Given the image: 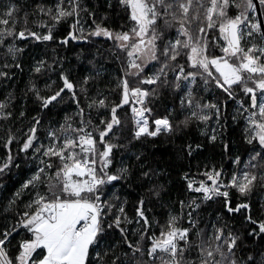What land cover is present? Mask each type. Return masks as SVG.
I'll return each mask as SVG.
<instances>
[{"label": "snow or ice", "instance_id": "6c2138e0", "mask_svg": "<svg viewBox=\"0 0 264 264\" xmlns=\"http://www.w3.org/2000/svg\"><path fill=\"white\" fill-rule=\"evenodd\" d=\"M124 13L118 28L97 23L95 12L83 0H56L50 6L37 5L38 14L54 23L74 18L58 43L91 41L104 37L111 41L103 58L119 63L116 84L109 99L102 91L89 95V81L104 71L96 56L90 75L79 82L69 74H58L62 87L51 95H41L31 84L41 109H49L64 100V93L75 103L76 112L66 116L58 127L45 129L42 142L38 126L42 116L33 117L27 134L17 141V157L11 146L17 138L9 132L3 147L5 162L0 176L23 153V163L35 164L30 178L23 181L4 211L12 206L23 190L31 193L19 213L20 219L0 231V264H264V204L253 215L251 197L264 191V20L254 15V0H116ZM264 6V0H259ZM108 7L112 8L111 0ZM235 8V14H230ZM15 0H0V48L13 63L4 68H22L19 62L24 48L8 38L37 42L56 40L53 25L33 21L47 29L28 27V13L20 16ZM93 17L94 27L85 29L81 13ZM106 18V17H104ZM103 19V18H102ZM23 27L17 31V25ZM87 33V34H85ZM97 56H101L97 50ZM62 60V58H59ZM58 59H53L55 64ZM62 67V63H61ZM51 68L45 59L36 61L35 73ZM0 77L10 79L8 71ZM48 87V85H46ZM83 96L77 95L76 89ZM216 90L219 95L205 101L202 92ZM165 94L179 100L182 119L173 123L168 114L159 115L156 101ZM232 102L235 111L228 113ZM130 106V114L124 106ZM0 101V118L12 115ZM176 108L165 109L171 113ZM95 112V115H93ZM21 116L25 113L21 112ZM243 121V140L251 146L247 160L236 155V167L226 172L223 166L205 165L202 173L182 174L186 199H178V208L170 210L161 224L149 219L147 205L159 202L167 189L160 177L163 171L148 159V153L135 149V142L164 133L179 135L193 123L216 127L207 135L212 147L230 145L224 141L222 120ZM202 134H206L202 130ZM203 145L191 143L182 149L191 157ZM125 152L116 161L115 151ZM31 152V156L28 153ZM243 165V167H241ZM197 175L202 178L197 179ZM117 186L135 197L134 216L126 211L127 199H121ZM229 189L238 193L236 202ZM222 198V199H221ZM216 200L214 219L204 220L202 205ZM137 225L130 228L129 225ZM187 226H184V225ZM158 225L159 231L153 226ZM17 229L26 235L18 241L15 255L8 247ZM130 236L135 239H130ZM118 237V238H117Z\"/></svg>", "mask_w": 264, "mask_h": 264}, {"label": "trees", "instance_id": "16d2710c", "mask_svg": "<svg viewBox=\"0 0 264 264\" xmlns=\"http://www.w3.org/2000/svg\"><path fill=\"white\" fill-rule=\"evenodd\" d=\"M15 2L21 8V18L25 12L28 13V27L31 30L38 32L47 31L46 28L40 26L38 23H33V21L44 20L46 23L53 25V35L56 37V40L37 42L31 37L25 40L16 39L15 41L8 38V42L15 43L17 46L24 48V53L19 58V62L22 65L20 69L15 67L4 68L5 63L11 65L13 61L10 57L5 58V49L0 48V71H8L10 74V79L0 77V101H4L8 105L5 111L12 113L7 119L0 118V164L5 162L7 150L3 147V144L9 132L17 138L11 146L12 155L15 158L18 153L17 141L27 134L28 128L32 126L33 117H37L38 115L43 117L41 125L38 126V135L44 143L47 142L44 140L45 129L49 126L58 127L59 123L64 122L66 116H72L73 119H76L74 116L77 110L76 105L69 99L70 94L67 91L63 94V102L50 106L49 109H41L33 92L29 90L32 83L36 84L41 95H51L52 92L62 87V81L57 73L64 71L69 74L70 79L74 82H79L85 75L92 74V64L89 61L96 56V62H98V65L102 64L105 71L102 72L100 77L89 81V95L95 96L97 91H102L105 95L109 96V99H116V95L110 93V89L116 84V77L119 74V63L103 58L108 55L107 49L111 44V41H106V38L93 37L88 42L70 41L65 46L58 43L62 36L67 35V31L70 30L74 18L54 23L47 16L39 15L36 7L37 5L50 6L56 0H15ZM111 2L113 7L109 8L108 0H83V3L95 12L97 23L118 28L124 22V13L117 6L116 0H111ZM261 8L264 18V6H261ZM236 11L233 7L230 14H235ZM80 19L85 29L94 27L92 24L93 17L82 12ZM21 27H23V24H18L17 31ZM97 50H100L102 53L101 56L96 55ZM59 58H62V60H59ZM40 59H45L51 65V68L43 69L42 73H35L33 68L36 61ZM53 59H58V62L53 64ZM76 91L83 103V96L79 92V88ZM199 95H202L205 101H211L219 93L214 89H210L208 92H202ZM174 103L176 108L171 113L166 112L165 109L171 108ZM156 104L158 105V114H168L173 123L183 118L184 113L179 111L178 99L174 100L173 97L165 94L156 101ZM235 107L230 101L227 109L228 113L234 112ZM124 111L130 114V106L125 105ZM21 112H24L25 115L21 116ZM93 115H95V112H93ZM221 123L226 125L222 129V133L224 141L230 145V151L228 153H224L222 147L219 146V140L216 142L217 146L213 148L207 139V135L211 134V128L216 127L215 120L209 122L207 126L203 123L199 125L193 123L192 126L179 135L169 136L168 134L162 133L155 138L149 137L135 142V149L133 150H141L148 153L149 161L154 162L158 169L163 171L160 179L167 189V193L161 201H153V203L147 205L149 210L146 214L150 220L154 218L163 224L166 221L169 211L178 208L176 204L178 199H186L189 195H197L186 191V182L182 178L184 172H190V174L196 175L198 172L202 173L204 171L205 165L210 167L213 164L217 167L223 166L226 172H228L236 167L232 163V159L236 155L242 156L245 161L247 160V150L251 146L242 138L243 121L233 122L229 116L228 119L222 120ZM202 130L206 134H202ZM189 143L193 147L196 144H201L203 147L195 150L191 157H184L182 155V149ZM124 152V149L115 151L116 161H119ZM28 156H31V152L28 153ZM23 158L24 154L20 153L19 158L15 160V163L20 164V168L10 166V170L0 176V231H3L5 227L11 229V226L20 219L19 213L26 210L25 204L31 197V193L28 190H23L21 196L13 204L12 211H4L5 206L12 199L13 194L20 189L23 181L30 178L35 170V164H24L22 162ZM200 178L202 177L197 175V179ZM115 191L118 192L121 199H127L126 211L129 217H133L135 197L130 196L128 191L120 188V186H117ZM229 193L230 199L235 203L238 193L232 189H229ZM251 204L252 213L256 215L260 211V205L264 204V191L257 189L251 197ZM218 207H220V204L216 200L208 201L206 205H202L204 212L201 214L204 220H208L209 218L214 219V210ZM184 226L187 225L185 224ZM129 227L135 228L137 225L133 224L129 225ZM153 230L158 232L159 226L154 225ZM17 232L19 233L18 235L13 233L11 244L8 247L10 255H15L18 241L26 235L21 229H17ZM130 239L134 240L135 237L130 236Z\"/></svg>", "mask_w": 264, "mask_h": 264}, {"label": "water", "instance_id": "95a60500", "mask_svg": "<svg viewBox=\"0 0 264 264\" xmlns=\"http://www.w3.org/2000/svg\"><path fill=\"white\" fill-rule=\"evenodd\" d=\"M254 2L257 5L256 14H257L258 19L264 20L263 13H262V8H261V5L259 4V0H254Z\"/></svg>", "mask_w": 264, "mask_h": 264}, {"label": "rangeland", "instance_id": "374dc122", "mask_svg": "<svg viewBox=\"0 0 264 264\" xmlns=\"http://www.w3.org/2000/svg\"><path fill=\"white\" fill-rule=\"evenodd\" d=\"M254 15L256 16V18H258L256 13ZM104 71H105V68H104Z\"/></svg>", "mask_w": 264, "mask_h": 264}]
</instances>
